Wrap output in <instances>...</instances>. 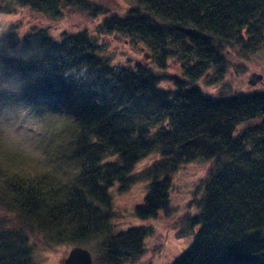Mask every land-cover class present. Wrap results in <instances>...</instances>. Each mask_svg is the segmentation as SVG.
<instances>
[{"label": "trees", "instance_id": "1", "mask_svg": "<svg viewBox=\"0 0 264 264\" xmlns=\"http://www.w3.org/2000/svg\"><path fill=\"white\" fill-rule=\"evenodd\" d=\"M75 3L102 17L95 33L0 34V100L16 95L59 113L41 158L0 138V211L12 219L0 224V264H34L40 242L86 247L95 238L103 264L137 260L152 231H115L110 189L145 176L133 214L154 218L172 177L196 163L204 171L193 237L170 264H264V90L211 97L199 85L264 55V0H134L121 14ZM109 38L141 57L124 52L112 63Z\"/></svg>", "mask_w": 264, "mask_h": 264}, {"label": "rangeland", "instance_id": "2", "mask_svg": "<svg viewBox=\"0 0 264 264\" xmlns=\"http://www.w3.org/2000/svg\"><path fill=\"white\" fill-rule=\"evenodd\" d=\"M53 0V8L46 7L33 9L19 4L18 0H0V34L13 31L22 36L36 29H45L49 35L58 40L61 33H76L89 31L95 33L96 22L102 20L93 18L88 11L76 6L77 0ZM109 10H117L133 5L134 0H91ZM116 1V2H115ZM52 5V4H51ZM117 7V9H113ZM55 13V14H54ZM98 41V40H97ZM104 54L110 57L112 63L125 60L120 53L128 52L126 58L141 57L132 53L122 44L112 39L104 41ZM102 47V44H100ZM261 55V54H260ZM252 61L243 63V69H236L234 64L220 84L210 85L201 82L203 92L207 96L217 97L232 93L263 91L264 90V55ZM122 56V57H121ZM129 56V57H128ZM234 67V68H233ZM232 69V70H231ZM252 72L259 73L262 79L254 85L247 80ZM168 75H177V69L169 67ZM79 75H76L77 78ZM162 86H166L165 83ZM59 113L52 108L36 106L22 100L16 95H9L0 100V138L2 145L15 148L23 157L41 158L46 153V137L43 135L58 121ZM145 161L137 164L135 173L143 167ZM203 167L196 163L180 169L171 179L169 201L165 210L159 211L157 216L149 219H138L133 210L136 205L143 203L147 192L145 176L138 175L135 179L119 189L115 184L110 189L112 226L115 231L131 227L144 226L152 233L144 238V254L135 261L121 264H170L180 252L188 245L193 237L194 229L188 225V217L197 211V202L201 197ZM3 221H12L0 211V224ZM34 249V264H61V259L67 254L72 245H47ZM92 256V264H103L102 245L98 238L89 240L85 245Z\"/></svg>", "mask_w": 264, "mask_h": 264}, {"label": "water", "instance_id": "3", "mask_svg": "<svg viewBox=\"0 0 264 264\" xmlns=\"http://www.w3.org/2000/svg\"><path fill=\"white\" fill-rule=\"evenodd\" d=\"M262 79L261 74L252 72L248 76V84L254 85ZM61 264H92V256L88 249L81 246H72L61 259Z\"/></svg>", "mask_w": 264, "mask_h": 264}]
</instances>
